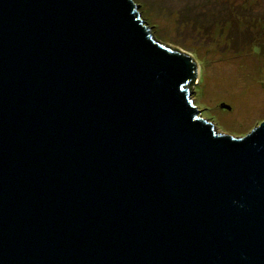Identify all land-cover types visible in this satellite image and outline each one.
Returning <instances> with one entry per match:
<instances>
[{"label":"water","instance_id":"water-1","mask_svg":"<svg viewBox=\"0 0 264 264\" xmlns=\"http://www.w3.org/2000/svg\"><path fill=\"white\" fill-rule=\"evenodd\" d=\"M197 77L133 0H0V264H264V121Z\"/></svg>","mask_w":264,"mask_h":264},{"label":"rangeland","instance_id":"rangeland-1","mask_svg":"<svg viewBox=\"0 0 264 264\" xmlns=\"http://www.w3.org/2000/svg\"><path fill=\"white\" fill-rule=\"evenodd\" d=\"M133 3L153 39L194 60L189 96L217 133L241 138L264 121V0Z\"/></svg>","mask_w":264,"mask_h":264}]
</instances>
